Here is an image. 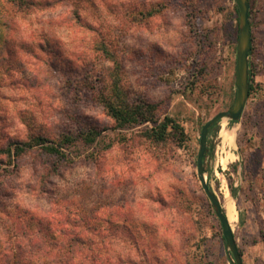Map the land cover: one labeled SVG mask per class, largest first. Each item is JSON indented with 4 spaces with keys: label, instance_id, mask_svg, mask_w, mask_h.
<instances>
[{
    "label": "rangeland",
    "instance_id": "374dc122",
    "mask_svg": "<svg viewBox=\"0 0 264 264\" xmlns=\"http://www.w3.org/2000/svg\"><path fill=\"white\" fill-rule=\"evenodd\" d=\"M39 1L41 11L18 20L13 55L0 56V146L32 135L59 141L90 128L102 135L65 147L71 163L61 177L59 170L47 176L51 162H62L55 157L28 154L16 168L4 166L11 172L0 186V257L25 220L33 218L32 230L54 244L77 213L92 218L106 257L230 264L197 159L203 126L236 100L235 0H59L47 10L52 0ZM249 3V97L239 121L224 118L212 129L204 168L225 214L227 193L236 206L230 227L241 264H264V0ZM44 39L50 46L42 51ZM99 43L106 52L96 49ZM116 68L127 98L172 117L183 139L151 142L144 136L150 124L115 127L96 92ZM38 184L49 193L37 197Z\"/></svg>",
    "mask_w": 264,
    "mask_h": 264
},
{
    "label": "trees",
    "instance_id": "16d2710c",
    "mask_svg": "<svg viewBox=\"0 0 264 264\" xmlns=\"http://www.w3.org/2000/svg\"><path fill=\"white\" fill-rule=\"evenodd\" d=\"M41 3L39 0H0V56L2 54L13 55L14 47H16L15 41L21 36L18 20L36 11H41ZM57 3L59 4L60 1H47L45 2L46 9L42 8V10L52 9ZM234 11L238 19L239 12L236 4H234ZM75 19L79 20L78 16ZM78 25L81 28L87 27ZM43 41L37 45V48L42 51H44L45 46L46 48L50 46L48 40L44 39ZM100 43L96 49L106 52L107 48ZM24 45L25 43L22 41L20 48L23 49ZM113 64L116 65L115 61ZM120 69L116 68V71H112L109 74L110 81L108 84H103L96 92L97 101L102 105L104 112L114 121L115 127L125 129L150 124L151 127L145 130L144 136L151 142L163 143L171 137L183 139L184 131L172 117L160 115L157 107L152 103L142 102L140 104L131 102L127 98L118 75ZM101 135L102 130L90 128L87 132H79L76 136L63 134L59 141H52L40 135H32L27 141L0 146V155L6 157L0 159V186H3V177L11 172L10 168H4V166L14 165L16 168V161L28 154H34L46 160L51 159V157L58 158L59 161L62 160L61 163L58 161L51 162L52 166L56 165L57 167L53 166L54 170H52L53 167H50L47 173L48 176L59 170L58 175L60 176L64 171V166L71 163V159L65 154V147L78 141L90 145ZM94 155L95 153H92L87 158ZM38 185L40 186L39 190L36 192L32 190L33 193L37 194V197L49 193L44 184ZM32 220L33 218H31ZM31 221L25 220L24 232H20L22 234L16 236L14 241L11 238L8 239L5 251L0 257V264H135L117 255L110 258L106 257L104 244L99 242L102 235L97 230L94 231L90 225L92 218L76 213L71 222L72 228L58 230L55 237L60 242L56 241L54 244H48L47 234L42 235L39 230H32ZM49 236L52 234L49 233Z\"/></svg>",
    "mask_w": 264,
    "mask_h": 264
},
{
    "label": "water",
    "instance_id": "95a60500",
    "mask_svg": "<svg viewBox=\"0 0 264 264\" xmlns=\"http://www.w3.org/2000/svg\"><path fill=\"white\" fill-rule=\"evenodd\" d=\"M239 18H240V30L239 37L237 39V66H236V89L237 95L234 103V107L227 112L218 113L209 120L202 128L200 138V150L197 159V172L198 178L201 183L202 189L215 209V214L220 222L222 228L223 238L226 248L228 250L230 264H241L242 260L239 254L238 246L234 237L232 227L224 209L220 203V200L209 186L204 168V157L207 150V142L211 135L212 129H214L218 123L228 118L231 121L237 122L241 118V114L245 109L248 97H249V58L252 50V26L250 20V3L249 0H235Z\"/></svg>",
    "mask_w": 264,
    "mask_h": 264
},
{
    "label": "bare ground",
    "instance_id": "6f19581e",
    "mask_svg": "<svg viewBox=\"0 0 264 264\" xmlns=\"http://www.w3.org/2000/svg\"><path fill=\"white\" fill-rule=\"evenodd\" d=\"M237 65V64H236ZM225 139H229L232 140V137L229 134H225L224 135ZM232 143V142H231ZM223 189V188H222ZM217 192V191H216ZM225 195V194H224ZM225 209H226V213L228 216V219L230 221V223H233L236 221L237 219V210H236V206L233 202V200L231 199V197L228 195V193L225 195V202L224 205ZM238 220V219H237ZM233 228V227H232Z\"/></svg>",
    "mask_w": 264,
    "mask_h": 264
}]
</instances>
